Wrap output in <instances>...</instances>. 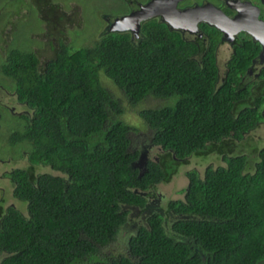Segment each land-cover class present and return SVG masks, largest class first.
Listing matches in <instances>:
<instances>
[{
	"label": "trees",
	"instance_id": "trees-1",
	"mask_svg": "<svg viewBox=\"0 0 264 264\" xmlns=\"http://www.w3.org/2000/svg\"><path fill=\"white\" fill-rule=\"evenodd\" d=\"M141 31L136 44L115 33L64 48L42 72L31 53L11 50L6 72L35 108L22 137L31 143L30 160L49 171L36 183L20 179L16 194L26 209H10L2 221L1 264H258L264 258V148L249 177L241 155L202 175L187 170L184 198L166 204L180 215L172 234L153 212L128 235L125 252L100 255L127 223L124 206H144L133 189L170 180L190 155L224 153L254 122L253 111L240 108V60L218 82L212 49L198 62L194 44L164 22L147 20ZM100 70L131 105L147 94L176 98L139 111L149 140L161 148L141 174L132 165L138 151L130 147L129 127L119 118L122 105L101 84Z\"/></svg>",
	"mask_w": 264,
	"mask_h": 264
},
{
	"label": "flooded vegetation",
	"instance_id": "flooded-vegetation-1",
	"mask_svg": "<svg viewBox=\"0 0 264 264\" xmlns=\"http://www.w3.org/2000/svg\"><path fill=\"white\" fill-rule=\"evenodd\" d=\"M64 1L66 0H0V228L10 209L22 212L21 205L25 203L16 194L20 179L25 176L28 182L36 183L37 176L40 175L44 167V164L30 160L31 148L26 156L19 153L23 142H29L24 140L22 135L25 127L31 123L33 116L26 121L27 116L23 113L24 109L22 111H18V109L21 110L25 105L32 106L20 98L17 83L14 77L7 74L6 66L11 50H20L31 53L35 57L34 68L37 72H42L46 64L54 60L60 51L64 48L71 49L70 46L76 40L75 32L83 27L84 18L77 0L74 1L75 6H72V0ZM149 1L151 0H145L141 4L133 0L130 11L120 16L138 10L140 6ZM238 2H247L248 4L243 5L239 10L233 6L236 4L235 0H211L209 2L202 0L200 3L176 0L175 7L186 9L194 5L211 3L230 19L234 17V19H238L236 16H240L239 12L242 14L239 23L237 21L232 26L233 29L238 30L230 31V35L232 34L230 40L225 39L223 32L215 25L204 21L197 22L193 31H177L179 33L182 31L183 34L186 33L192 37L191 41L196 48L195 53L203 55L206 50L212 49L215 64L220 46L230 51L222 81L231 70L230 66L237 60L241 61L240 71L236 72L238 82L235 85L245 93L240 108L251 109L254 122L250 128L242 132L239 138L229 137L231 139L226 143L224 153L216 149L211 150L210 153L213 158L222 160L221 163L212 166L213 168L227 165L230 156L241 155L244 158L242 173L249 177L256 172V166L264 148V138H261L260 141H257L258 138L253 139L257 128L264 129V0H238ZM70 3L71 5H69ZM73 7L77 12L72 9ZM103 15V19H106L105 14ZM154 16H158V21H161L159 14ZM152 17L141 20L137 32L130 28L121 30L117 28V30L110 31L107 22L103 20L102 32L108 31V33L102 35L98 40L105 35L115 33H126L131 40L139 32L142 34L140 37L142 39L144 35L141 25ZM33 20L37 23L35 24ZM229 27L230 24L227 25V28ZM183 34H181L182 38ZM82 42L80 40V43ZM44 46V53L39 55L38 50ZM217 75L219 79V72ZM231 84L233 85V83ZM2 252L5 251L2 250ZM5 256L6 252L2 255L0 262Z\"/></svg>",
	"mask_w": 264,
	"mask_h": 264
},
{
	"label": "rangeland",
	"instance_id": "rangeland-1",
	"mask_svg": "<svg viewBox=\"0 0 264 264\" xmlns=\"http://www.w3.org/2000/svg\"><path fill=\"white\" fill-rule=\"evenodd\" d=\"M76 0H72V6H75ZM80 6L81 14L83 15V27L75 32L74 38L75 42L70 46L72 50H75L82 45L89 46L93 44L95 40H98L102 35L107 34V32L103 31V20H105L108 24V29L110 31L117 30L114 19L119 17L122 14L128 13L132 8L133 0H77ZM138 3H143L145 0H136ZM208 2L211 0H207ZM213 1V0H212ZM64 2H67L64 1ZM188 3L194 2H202V0H185ZM71 3L69 5H71ZM212 3V2H211ZM76 10L75 7L72 8ZM77 12V10L75 11ZM106 19H103L104 15ZM152 19L159 20L158 16L152 17ZM36 24L37 21L33 20ZM106 31V30H105ZM177 31V30H175ZM102 32V33H101ZM179 32V31H178ZM101 33V34H100ZM183 34V32H180ZM141 35V36H140ZM142 34L139 32L132 38V42L135 44L141 39ZM183 38L189 42H192V37L183 34ZM80 40L83 42L80 43ZM39 55H42L45 50L44 47H40ZM230 51L221 47L217 51L216 56V64L219 72L218 82H221L222 76L225 70V65L227 61V57ZM193 58L201 62L202 53H195ZM99 78L101 84L106 87L113 95L119 98L120 103L122 105L123 112L119 115V118L122 119L129 127L128 136L130 139V147L133 150L138 151L137 159L132 163L133 166H136L139 170V174L144 171L145 161L148 159L155 160L159 154H161V148L149 140L150 130L146 125L145 121L139 115V111L145 108H152L160 105H169L173 104L175 101V97H166V98H156L150 94H147L143 99H141L135 105L129 104L122 90L116 86V84L108 78L102 70L99 71ZM24 109V110H23ZM34 107H29L25 105L21 110L27 116V120L31 119L34 114ZM264 126V125H263ZM263 128V127H262ZM258 138L257 141L264 138V129L261 127L257 128L255 134L253 135V139ZM31 148V144L29 142H23L19 149V153L22 156H26ZM222 162L221 158H213L211 153H207L204 155H190L188 156V161L181 164L179 170L170 180L161 181L153 187H148L146 189H133L134 192L145 198L144 206L137 205H126L124 208L128 209V219L127 223L120 228L115 240L111 241L109 244L101 247L100 255L109 256L115 255L119 252H125L126 250V239L129 234L133 233L137 226L140 224L146 223V218L153 212H159L163 216V224L165 230L172 234L170 230V224L180 215H176L171 211L166 210V204L170 200H177L184 198V191L187 185V179L185 172L187 170L194 169L198 174L202 175V172L207 166H214L219 162ZM220 162V163H221ZM49 167L44 166L41 172H48ZM22 211H25L26 204L21 205ZM5 252H0V259ZM1 263V262H0ZM258 264H264V258L261 259Z\"/></svg>",
	"mask_w": 264,
	"mask_h": 264
},
{
	"label": "water",
	"instance_id": "water-1",
	"mask_svg": "<svg viewBox=\"0 0 264 264\" xmlns=\"http://www.w3.org/2000/svg\"><path fill=\"white\" fill-rule=\"evenodd\" d=\"M236 8L241 10V7L247 2L240 3L235 0ZM176 0H151L146 4L140 6L138 10H134L127 15L116 17L114 24L118 29H131L134 32L138 31L139 23L141 20L148 19L156 14L161 16V21L164 22L171 30H195V25L199 21H204L210 25H215L219 30L223 32L225 39H232L233 25L240 21L238 19L228 18L220 9H217L211 3H204L203 5H194L186 9H178L175 7ZM232 4V3H231ZM230 27L227 28V25ZM232 30H231V29ZM231 31V32H230Z\"/></svg>",
	"mask_w": 264,
	"mask_h": 264
}]
</instances>
